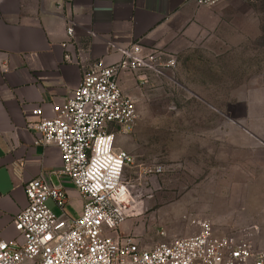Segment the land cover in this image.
<instances>
[{"label": "rangeland", "instance_id": "obj_1", "mask_svg": "<svg viewBox=\"0 0 264 264\" xmlns=\"http://www.w3.org/2000/svg\"><path fill=\"white\" fill-rule=\"evenodd\" d=\"M247 2L244 38L164 51L175 66L153 74L166 78L139 104L126 171L140 214L117 232L141 247L194 235L190 221L204 219L216 236L253 228V248L264 250V0Z\"/></svg>", "mask_w": 264, "mask_h": 264}, {"label": "crops", "instance_id": "obj_2", "mask_svg": "<svg viewBox=\"0 0 264 264\" xmlns=\"http://www.w3.org/2000/svg\"><path fill=\"white\" fill-rule=\"evenodd\" d=\"M247 1L202 7L194 0H0V238L17 237L12 221L27 205L24 186L40 177L66 193L63 210L47 202L53 214L72 221L82 211V197L60 174L58 149L35 144L32 110L50 117L94 62L114 64L132 45L176 55L217 35L244 38L251 31ZM164 77L122 73L118 84L140 113L139 104L150 101ZM106 129L114 133L117 150L131 152L128 134L113 125Z\"/></svg>", "mask_w": 264, "mask_h": 264}, {"label": "built area", "instance_id": "obj_3", "mask_svg": "<svg viewBox=\"0 0 264 264\" xmlns=\"http://www.w3.org/2000/svg\"><path fill=\"white\" fill-rule=\"evenodd\" d=\"M222 1L194 0L202 7ZM66 34L72 36L71 25ZM121 53V60L114 64L94 62L70 98L52 107L50 117L40 108L31 111L37 118L35 144L58 149L60 174L82 197V211L72 221L56 216L47 202L51 200L63 210L65 191L41 177L27 182V205L12 221L17 237L0 238V264H264V250L253 248V228L216 236L207 220L192 219L196 234L150 249L117 234L119 226L139 215L141 208L124 176L134 165L133 157L115 148V135L106 129L113 125L129 134L137 119L134 102L119 88V76L159 74L175 66L174 58L158 49L132 45ZM161 171L160 166L146 167L141 177Z\"/></svg>", "mask_w": 264, "mask_h": 264}]
</instances>
